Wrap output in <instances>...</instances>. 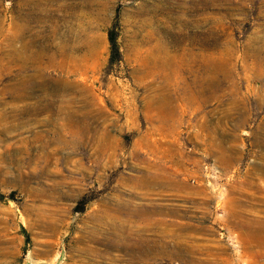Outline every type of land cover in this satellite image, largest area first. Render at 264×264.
<instances>
[{
  "label": "rangeland",
  "instance_id": "rangeland-1",
  "mask_svg": "<svg viewBox=\"0 0 264 264\" xmlns=\"http://www.w3.org/2000/svg\"><path fill=\"white\" fill-rule=\"evenodd\" d=\"M226 199L264 211V0H0V264H264Z\"/></svg>",
  "mask_w": 264,
  "mask_h": 264
},
{
  "label": "crops",
  "instance_id": "crops-1",
  "mask_svg": "<svg viewBox=\"0 0 264 264\" xmlns=\"http://www.w3.org/2000/svg\"><path fill=\"white\" fill-rule=\"evenodd\" d=\"M253 202H255L253 200ZM257 204V202H255ZM230 199L225 200L224 208V217L217 219V221L221 222L223 227L231 234L233 237H236L238 240L242 242H251V243H263L264 242V211L257 212L252 211V209L247 210L246 213L241 209L239 214L236 216V221L231 219L228 214V210L230 209ZM257 206V205H256ZM219 225V224H218ZM211 228V226L209 227ZM215 236L213 234L212 238L219 237V233ZM220 238V237H219Z\"/></svg>",
  "mask_w": 264,
  "mask_h": 264
},
{
  "label": "trees",
  "instance_id": "trees-1",
  "mask_svg": "<svg viewBox=\"0 0 264 264\" xmlns=\"http://www.w3.org/2000/svg\"><path fill=\"white\" fill-rule=\"evenodd\" d=\"M109 42H110L111 53H112L111 61H115L114 56L118 55L119 48L117 44V36L114 30H111L109 33Z\"/></svg>",
  "mask_w": 264,
  "mask_h": 264
},
{
  "label": "built area",
  "instance_id": "built-area-1",
  "mask_svg": "<svg viewBox=\"0 0 264 264\" xmlns=\"http://www.w3.org/2000/svg\"><path fill=\"white\" fill-rule=\"evenodd\" d=\"M220 236H221V238H224V239H228V236H227V234L226 233H224V231H221L220 232Z\"/></svg>",
  "mask_w": 264,
  "mask_h": 264
},
{
  "label": "bare ground",
  "instance_id": "bare-ground-1",
  "mask_svg": "<svg viewBox=\"0 0 264 264\" xmlns=\"http://www.w3.org/2000/svg\"><path fill=\"white\" fill-rule=\"evenodd\" d=\"M130 245H131V244H130ZM114 247H120V245L115 244ZM130 248H131V247H130ZM130 248L127 247L126 249L129 250ZM141 248H142V247H141ZM133 252H135V251H133ZM141 255H142V254H141Z\"/></svg>",
  "mask_w": 264,
  "mask_h": 264
}]
</instances>
